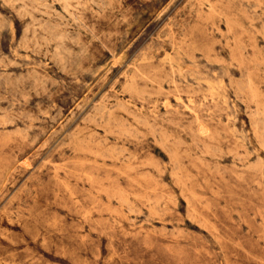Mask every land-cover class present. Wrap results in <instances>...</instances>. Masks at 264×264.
Segmentation results:
<instances>
[{"label":"rangeland","instance_id":"rangeland-1","mask_svg":"<svg viewBox=\"0 0 264 264\" xmlns=\"http://www.w3.org/2000/svg\"><path fill=\"white\" fill-rule=\"evenodd\" d=\"M0 264H264V0H0Z\"/></svg>","mask_w":264,"mask_h":264},{"label":"bare ground","instance_id":"bare-ground-1","mask_svg":"<svg viewBox=\"0 0 264 264\" xmlns=\"http://www.w3.org/2000/svg\"><path fill=\"white\" fill-rule=\"evenodd\" d=\"M156 16V15H155Z\"/></svg>","mask_w":264,"mask_h":264}]
</instances>
